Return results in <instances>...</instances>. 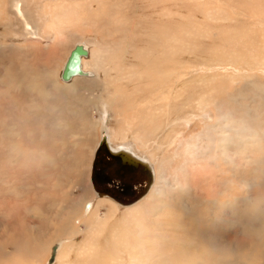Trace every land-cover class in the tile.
Returning <instances> with one entry per match:
<instances>
[{
    "label": "rangeland",
    "instance_id": "rangeland-1",
    "mask_svg": "<svg viewBox=\"0 0 264 264\" xmlns=\"http://www.w3.org/2000/svg\"><path fill=\"white\" fill-rule=\"evenodd\" d=\"M32 1L26 7L33 26L46 38L25 41L18 34L22 22H14L8 0H0V264H49L54 247L53 264L79 263L91 244L85 219L98 209L109 213L107 202H113L91 189L104 128L114 148L129 146L156 176L144 200L127 207L113 202L119 218L138 205L147 230L162 234L147 242L144 263L138 249L132 261L125 253V264H264V238L258 236L264 229V0ZM80 40L91 51L88 70L107 73L104 81L99 76L85 85L81 98L70 99L48 82V100L59 104L48 101L51 110L38 92L9 87L8 67L19 78L51 69ZM25 58L34 69L22 66ZM59 122L78 127L72 132L56 127ZM74 135L88 140L93 153ZM64 137L65 146L57 142ZM161 188L163 206L151 216V194ZM82 198L87 215L75 219L77 235L55 233L64 221L60 213ZM39 239L50 242L47 255L33 254ZM17 242L28 244L27 255L16 252Z\"/></svg>",
    "mask_w": 264,
    "mask_h": 264
},
{
    "label": "bare ground",
    "instance_id": "bare-ground-1",
    "mask_svg": "<svg viewBox=\"0 0 264 264\" xmlns=\"http://www.w3.org/2000/svg\"><path fill=\"white\" fill-rule=\"evenodd\" d=\"M29 1L30 0H8V14L13 18V21L14 22L20 20L22 22V24H23V27H22L23 30H22V32L21 33L20 32L18 33L21 36L20 39H23L25 41L26 40L33 41V39H35V40L44 39L46 37H44L43 35H40L39 33H37L35 27L33 26V19H35V16L32 14V12L28 11V8L26 7V5H27V3ZM32 3H35V6L41 5V3L38 0H34V1H32ZM0 38H2V36ZM80 41L75 45L74 49L76 48L77 45L81 44V45H83L85 47V49L88 52V55L87 56H83L81 58V68H82V71H83V74L82 75L73 76L68 81H65V80L62 79V73H63L64 67H65V65H66V63H67V61H68V59H69L72 51L74 50L73 49L72 51H70L68 53V55L64 58V60L62 58L61 63L58 64V66L53 65V67L51 69L50 68H48V69H44L43 68L44 69V70L42 69L43 70L42 71L43 73L42 72H39V71L32 70V72H30L28 74L27 73H24L25 74V75L23 74L24 76L20 75L22 77L19 78V77H17L19 74L16 73V72H12L13 69H12L11 66L8 67V69H7L8 72H11L10 77H9V81H8L9 87L10 88L16 87L17 89L19 88L20 90H25L26 89V91H28V93H30V94H33V96L36 94V92H38L40 94V96L46 101V103H45L44 106L46 108L51 109V110H53L56 105H59L58 102L53 103V101L48 100L50 98V95H47L48 93L46 94V90L47 91L48 90L50 91V89H51L52 86H55V88L58 89V90H62V91L64 90V92L67 93L65 95H68V97L70 99H73V98L74 99L75 98L77 99L78 97L81 98L82 97L81 95H82L83 91L86 90L85 85L87 86V85H91V83L98 82L99 76L103 80V75H105L107 73H106V71H104V69H99L97 67L100 62H98V65L95 66L98 69L96 68L95 71H92L93 69L90 68L91 70H88L89 69L88 68L89 67V65H88L89 62L87 64V59H90V57H91V51L89 50V46L86 43H83L82 41L81 42ZM46 45H49V44H46ZM24 51H26V50H24ZM9 54H10V51H9ZM92 54H93V52H92ZM19 56H20V54H19ZM0 57H2V56H0ZM21 58H24V57H21ZM96 60H97V58L93 60V63L96 62ZM92 65H95V64H92ZM17 66H20V65L17 64ZM22 66H28L27 63H26V58H25V61L22 62ZM30 66H32V69H34V67H35V66H33V64H31ZM30 66H28V67H30ZM46 67L47 66H45V68ZM7 70H6V72H7ZM20 70H21V68H20ZM35 70H38V68H36ZM100 71H104L103 74H101ZM8 75H9V73H8ZM48 82H51L52 83V85L50 83V86L51 87L50 86H47V83ZM88 87H90V86H88ZM1 89H4V88H1ZM10 90L12 91V89H10ZM8 91H9V89H8ZM1 92H2V90H1ZM55 92H57V91H55ZM8 93H10V92H8ZM10 94H12V93H10ZM13 96H15V95H13ZM36 96H39V95H36ZM4 98H3V101H4ZM69 98H67V99H69ZM86 98L89 99V97H86ZM35 99H36V97H35ZM11 101L13 102V97L11 98ZM48 101L49 102H52L53 103L52 106L54 105V107H52L50 105V103H48ZM85 104H87L89 106L92 105V103L89 102V100L87 102H85ZM65 105H66V103H65ZM1 110H2V108H1ZM73 112H74L75 118L77 120H81L83 118V115H82V112L81 111H75L74 110ZM74 121H75V119H74ZM56 127H61L63 129L72 130V132H73V130L76 129L78 126L77 127H74V126H72L70 124L59 122L58 126L56 125ZM27 128H28V126H27ZM101 131H102L100 133L101 134V140L99 141L98 146L96 147V149L94 148L95 149V151H94V156H95L94 164H91V165H93V168L91 166V168H92L91 170L93 172L92 173V180H91V182H93V184H92L93 187L91 189H93L95 191V194L100 199L101 198H105V197L110 198V199H112V201L114 203H116L118 206L120 205L121 207L132 206L134 204L139 203L141 200H144V198L150 193V191L152 190V187H154L153 186L154 183L156 182L155 171H154L151 163L147 159H144L141 156H139L138 154H136L135 152H133L132 149L129 146L114 148L112 146L111 141H110V136L108 134V131L105 130V128L103 130H101ZM44 132H46V134H48L47 131H44ZM53 134H56V133L53 132ZM61 136H62V134H61ZM103 136H106L107 137L108 147L110 148V154L108 153V155H107V153L98 155L100 143L102 141ZM38 138H39V136H38ZM38 138H36V139H38ZM77 138H78V135H74L72 139L75 141L76 144H78V142H79L81 145L86 146V151L85 152H87V154H89L90 152L93 153V147H92V145L89 144V141L88 140L80 141V140H77ZM44 139H45V137H44ZM85 141L88 142L87 145H86V142ZM57 142H59L61 145H64V146L67 145V139H66V137L61 138V139L58 138L57 139ZM52 144L55 145L56 143H52ZM45 148H49V147H45ZM120 152L127 153V154L131 155L132 157H134L136 160L140 161L141 163L147 164L148 167L150 168L149 169L150 171L148 170L146 172L145 168L143 167V164L140 165L139 168L133 169V171L130 168H126V167H123L121 165L119 166L117 164V162H115V160H111V157H112V155L117 154V153H120ZM42 154H45V153L43 152ZM51 154H52V152H51ZM49 156H51V155H49ZM53 158H54V156H53ZM43 159H45V158H43ZM84 161H85V157L81 161V163H83ZM103 164L104 165L105 164H108V165H111L112 167H109L108 169L107 168L105 169ZM84 167H86V165H84ZM98 172H101L104 176H106L105 177L106 179L120 183V185L123 186L122 189L124 191L130 192V194H126L125 192H122L121 193V192H119L118 190H116L115 188H113L112 186H110L108 184L100 183V182H95L94 176L97 175ZM161 178L163 179L164 176H161ZM161 183H162V185H165L166 181L165 180H162ZM26 186H27V184H26ZM145 189H147V192L142 197L137 198L136 201H134L133 203L129 204V201H130L131 198H136L141 193H143L145 191ZM22 191H23V189H22ZM116 194H118L117 195L118 198L116 197ZM162 194H163L162 188L158 190L157 194H155V193L154 194H151V196H152L151 197V200H153L155 202L154 203L155 205H153L154 208L152 207L153 210L148 211L149 215H151V216L154 215V213L157 212L156 210L158 208H160V206L163 204L161 202V196H162ZM32 197H33V195H32ZM84 198L86 199V197H84ZM121 200H123V203H122ZM236 200H234V201H236ZM240 200H242V199H240ZM101 201H108V199L107 200H103L102 199ZM243 201L246 204H249L250 203L251 205H254L252 203V198H250V197L243 198ZM113 202H107V205L109 207V210H108L109 213H107L104 216H102L100 213H98L99 212V209H98V211H96V208L97 207H95V211L96 212H94V214L92 216H90V218H86L85 219L84 222H87L88 227H90L86 231L87 234H88L86 236V238H87V241L91 239V241H89V242H91V244H90V246H89L88 249H86L87 247L85 248L86 251L81 255V257L79 258V260L81 262H84L85 261V262H87V264H94V263H97V262H98V264L105 263L104 262L105 261V257L109 259L110 258V255H108V254L111 253V252H108V250H107V243L108 242H112L113 245L115 246V247H113V245L111 244V246L113 247V250H115V253H114L115 254V258L114 259L113 258H110L111 261H108L109 263H105V264H125V261L127 260V258H122L125 255V253L127 254V257H128V255H130L129 258L132 261V256H134V254L138 251V249H140L141 261L144 263V257H146L147 251L149 250V245L147 244V242L149 240H151L152 235H153V239H160V238H162V234L161 233H158V231L157 232L154 231V232H156L155 233L156 235L154 236L153 233H150L147 230V228H146V226L144 224V221L147 220V217L146 216H142L143 214L141 216L139 215L140 208H137L138 205H137V207L135 206L134 209L131 208V212L125 213L124 216H122L121 218H119L117 212L120 210V207H118V209H117L116 206L113 204ZM147 203H146V205H147ZM99 204H101L100 200H99ZM237 204H238L237 201L234 202L232 204V207H237ZM146 205L143 204L142 207L145 208V209L150 208L148 206H147L148 207L147 208ZM71 206H72V208L70 209V211H67V212H64L63 211L62 213H60L61 214V217L64 220L63 223H60L59 226H58V223H56L57 228H55V231L54 232L55 233H57V232L60 233L61 236H65L66 234L67 235H70V236L77 235V232H76V229H75L76 227H73L74 226V221L79 216L81 217L83 215H87L85 213V211H86V208H85L86 207V201L83 198L80 201H77L76 203L73 202V204ZM97 206H99V205H97ZM34 209H36V208H34ZM160 209H158V210H160ZM237 210H238L237 212H241L242 211L240 208H237ZM260 213H262V211H259L258 214H260ZM38 214H40V213H38ZM60 214H58V215H60ZM144 215H145V213H144ZM81 222H83V221H81ZM53 226H54V224H53ZM21 228H22V230H25L26 229V228H23V227H21ZM27 228H28V226H27ZM157 230H158V228H157ZM255 230H257V229H255ZM22 232H24V231H22ZM48 235L49 234H46V236H48ZM50 235L52 236V234H50ZM50 235L48 236L49 239H50ZM258 236L261 237V238H264V229L263 228H262V232L261 233H258ZM58 237H60V236H58ZM38 238L39 237H37V239ZM15 242H16V240H15ZM18 242H19V240H18ZM52 242H53V240H51V243ZM48 243H50V242L48 240H46V239H44V242L40 241V239H39L38 245H35L34 246L35 249H34V253L33 254L35 256H37L38 254H43V255L45 254V255H47L46 250H47V247L49 245ZM20 245L21 244H19V243L16 245V252L18 254L21 253V255H27V254L23 253V248L25 246H28V244L25 243L22 247ZM154 247H155V245H154ZM79 248H80V246H79ZM67 252H68L67 250H64V252H62V255H68V254H66ZM31 253L32 252H30L29 251V248H28V255H31ZM56 253H57V247H54L53 248V253H52V255L54 256V260H53L52 263H50V260H49V264H53L54 263V261L56 259ZM21 255H19L18 257H21ZM103 256H104V258H103ZM111 257H114V256H111ZM23 258H25V257L23 256ZM65 258H67V257H65ZM68 259L66 261L67 263H68ZM80 261H79V263H80ZM14 264H17V263H14ZM135 264H138V263L135 262ZM169 264H173V263H170L169 262ZM177 264H187V262H186V260H183V261L178 262Z\"/></svg>",
    "mask_w": 264,
    "mask_h": 264
},
{
    "label": "water",
    "instance_id": "water-1",
    "mask_svg": "<svg viewBox=\"0 0 264 264\" xmlns=\"http://www.w3.org/2000/svg\"><path fill=\"white\" fill-rule=\"evenodd\" d=\"M87 55H88V52L85 49V47L81 44L77 45L76 48L72 51L66 65L64 67V70L62 73V79L65 81H68L73 76L82 75L83 71L81 68V58L83 56H87ZM105 153H107V155H108V153L110 154V148L108 147L107 137L103 136L102 141L100 143L98 155L105 154ZM111 160H115V162H117V164L119 166L121 165L123 167L130 168L132 171H133V169L139 168V166L142 164H143V167L145 168L146 172L150 169L147 164L141 163L140 161L136 160L134 157H132L131 155H129L127 153L120 152V153L114 154V155H112ZM105 177L106 176H104L101 172H98V174L94 176V180H95V182L108 184L121 193L125 192L126 194H130V192L124 191L122 189L123 186H121L120 183L108 180ZM146 192H147V189H145V191L143 193H141L139 196H137L136 198H131L129 201V204L136 201L137 198L142 197ZM117 195L118 194H116V197L118 198ZM121 201L123 203V200H121ZM53 260H54V256L52 255L50 258V263H52Z\"/></svg>",
    "mask_w": 264,
    "mask_h": 264
}]
</instances>
